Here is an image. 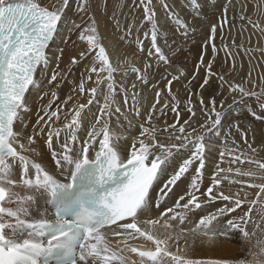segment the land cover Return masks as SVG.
I'll use <instances>...</instances> for the list:
<instances>
[{
    "label": "bare ground",
    "instance_id": "bare-ground-1",
    "mask_svg": "<svg viewBox=\"0 0 264 264\" xmlns=\"http://www.w3.org/2000/svg\"><path fill=\"white\" fill-rule=\"evenodd\" d=\"M9 1L12 0H3L0 5ZM30 1L55 12L60 22L17 112L9 138L14 146L13 153L0 159V186L7 192L3 205L14 204V207L4 212L3 208L0 212L1 233L14 239H9L7 246L17 245L15 238L18 237L24 236L29 242L41 239L40 235L28 230L37 221H28L26 228L15 225L22 223L16 221L21 206L39 216V220L48 216V209L44 207V203L48 204L47 194L35 186L37 180L69 179L82 160L97 157L108 144L118 147L123 161L141 154H147L151 160L160 151L161 144L187 143L188 148H194L196 138L208 136V142H201V146L209 148L208 153L214 155L215 161L221 160L219 167L225 172L212 171L203 165L202 177H194V185L180 195L183 197L181 204L186 208L173 209L171 213L155 199V182L139 214L118 227L106 229L95 238L93 236L94 239L81 248L75 264H82L83 254L89 257L85 264H112L105 256L119 257L110 249L105 251V246L96 239L99 236L124 254L127 244L131 245L130 253L140 264L145 260L150 262L157 249L170 259L165 262L156 258L160 264H177L178 260L184 264H264V169L259 166L264 162L263 120V126H259L253 116L251 120L247 115H233L234 108L225 112L223 105L217 102L220 115H214L217 119L209 126L214 122L226 124L229 119L226 117L225 120L226 114L239 125L232 130L228 128L229 131L221 137L220 132L207 134L203 123L192 119L190 112L185 121L174 115L176 101L179 105L185 102L184 92L153 65L154 45L148 50L135 51L137 61L133 67L114 60L118 56L117 46L124 37L120 30L126 29V23L131 22L122 11V0ZM238 16L240 13L233 17L235 20L243 17ZM91 21L97 24L96 32L89 24ZM183 23V19L176 18L173 27H165L160 33L158 28H152L157 41V35L163 36L164 32L169 33V42L181 41L176 50L175 65L184 51L190 52L197 47L196 42H184L179 38ZM102 34L108 36V42ZM107 46L113 47V51H107ZM137 72L143 77L140 78ZM178 72L185 73L179 66ZM210 72L205 73L204 86L215 90L220 81L226 88L225 79H234L235 75L233 70H224L222 80L217 79L214 72L209 75ZM125 75L133 77L125 78ZM172 77L177 78L178 74L174 71ZM110 81L113 93L109 94L108 89H103ZM183 81L188 88L190 81ZM225 88L217 89L218 95H227L229 91L226 92ZM198 90L211 97L194 82L193 93ZM106 100L109 102L105 103ZM97 103L99 105L95 106ZM80 124L100 127L95 134L85 133L80 130ZM20 149L23 150L21 155L18 153ZM15 160L20 161L17 166L12 165ZM152 165L161 166L159 163ZM251 175H257L258 180L251 181L248 178ZM127 226H135V230ZM24 229L25 233L22 232Z\"/></svg>",
    "mask_w": 264,
    "mask_h": 264
},
{
    "label": "rangeland",
    "instance_id": "rangeland-1",
    "mask_svg": "<svg viewBox=\"0 0 264 264\" xmlns=\"http://www.w3.org/2000/svg\"><path fill=\"white\" fill-rule=\"evenodd\" d=\"M2 1L3 0H0V3ZM122 11L129 16L128 19L131 20V22L130 24L126 23V29L120 30L124 37L121 40V43L117 46L116 53H118V56L115 57L114 60H119L125 65L133 67L137 61L135 51L137 49L148 50L154 45L153 48L156 51H154L155 62H153V65L155 64L156 67L160 68L164 72V76L166 78H171L175 85L180 86L181 90L184 92L182 93L185 101L183 105H179V103L175 100L176 103L173 110L174 115H178L180 119L185 121L187 113L190 112L192 119L203 123L207 134H210V132L213 131V133L220 132L221 137H224L225 133H227L229 129L232 130L233 127L238 128L239 125L238 122H235L232 116L231 118L229 114H226L225 120L227 118L229 119L226 120V124L223 122L225 126L223 123L221 124L219 122H214L209 126L211 121H216L217 118L215 119V116L217 115V117H219L220 115L219 105L217 103L220 102V104L223 105V111L227 112L229 109L234 108L233 113L235 114L233 115H236V113L237 115H247L251 118V120L253 116L256 124L263 126L264 0H122ZM239 13L241 16H238V18L242 17V15L243 17L240 18V20H235L233 16L236 14L239 15ZM110 17L109 20L113 23L114 20L112 16ZM176 18L184 20V23L180 25L181 37L179 38L184 39V42H196L195 46L197 47H194L190 52L184 51L179 58L178 64L175 65L177 57L176 50L179 49L181 41L177 39L176 41H180L179 43L176 41L169 42L167 39L169 36L168 32H164L163 34L165 39L161 34L157 35V41L155 38V30L153 31L152 28H158L160 33L165 27H173L175 25ZM89 24L93 26V29L96 32V22L91 21ZM102 36L106 42H108V36L106 34H102ZM200 44L203 46L200 47ZM113 49L114 48L111 46L106 47V50L109 52L113 51ZM111 62H113V60ZM178 66L182 67L185 73L181 75V72H178ZM231 67L232 69H230ZM219 68L221 69L220 71ZM209 70L212 73L214 72V75H217V79L220 78L222 80L224 78L221 73L222 71L233 70L235 73L234 79L231 77H227L225 79L227 80L226 84L228 83V85L231 86L226 85L227 87L225 88L223 81H220L217 85V89L225 88L226 92L229 91L224 97H222L221 93L218 95L217 89L215 90V88L213 89L204 86L203 79L205 73ZM174 71L175 74H178L177 78L172 77V73ZM130 72L133 73L129 70V73ZM211 72L209 75L212 74ZM137 74L138 76L140 75L138 72ZM140 76V78L143 77L142 75ZM124 77L132 78L133 76L125 75ZM183 79L190 81V86L188 88H186V83ZM194 82H197L198 88L209 93L211 97L208 98L207 95L200 90L193 93ZM111 87L112 83L110 81L105 85L103 91L108 89L109 94L111 92L113 93ZM110 89L112 91H110ZM158 93L159 92L157 91V95H160ZM96 94L99 96L98 92ZM99 98H101V96H99ZM130 99H132V97H130ZM108 102L109 100L105 101V103ZM239 104H242V106ZM98 105L99 104L97 103L95 106ZM103 105L106 106L107 104ZM132 107L133 102H131V108ZM240 109L241 112L239 111L238 113V110ZM246 125L249 126L250 124ZM99 127L95 128L89 124L86 126L83 124L79 125L81 131H84L85 133L92 132L94 134L99 130ZM214 128L217 131H215ZM93 129L94 131H92ZM196 141L197 145L194 148H188L187 143L181 145L161 144V149L158 153H156L155 158L149 160L151 163L161 164L154 189V197L158 203L167 208L170 213L173 209L186 208L185 204H181L183 197L181 198L180 195L194 185V177H202L201 169L203 165L209 166L212 171L225 172L221 171L222 169L219 167L221 160L215 161L214 155L208 153L209 148L207 146H201V142H208V136L198 137L196 138ZM18 153L19 155L23 154V150H18ZM89 154H91L90 149ZM19 162V160H15L12 165L17 166ZM259 166L264 169V162ZM28 172H31V169ZM248 178L251 181L258 180L257 175H251L248 176ZM36 193L39 194V191L36 190ZM33 196L37 198L38 202H40V199L36 194H33ZM40 197L44 198L41 195ZM193 202L194 198L190 201V204L192 205ZM9 207H14V204L6 205L4 203L3 212ZM44 207H47L45 203ZM35 212H38L37 209H35ZM39 219L40 217L34 215L31 210L21 206L19 217L16 221L22 223L15 225L24 226L26 228L28 221H38ZM30 223L31 222H29V224ZM127 227L135 230V226ZM25 230L26 229L22 230V232L25 233ZM19 238L21 237L15 238V240L18 242ZM9 239L14 240L12 238ZM23 239L24 236L21 240ZM97 240L105 246L106 249L101 245V243L96 242L99 246L103 247L106 252H109L107 249H110L112 252L116 253L117 256H119L118 258L105 256L107 259L106 261H111L112 264H140L136 257L130 253V248L132 247L131 245L127 244L126 255L122 251L120 252V250L115 249L112 245L108 244V241L105 242L103 238H98ZM93 245L95 246L96 244L93 243ZM83 258L85 259H81L82 264L88 262L89 257L87 254H83ZM156 258L163 259L165 262L170 261V259L162 254L159 249H157V253L153 256L150 262L154 261V264H157L158 261ZM150 262L145 260L144 264H150ZM176 262L177 264H184L180 260Z\"/></svg>",
    "mask_w": 264,
    "mask_h": 264
}]
</instances>
